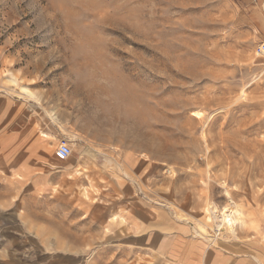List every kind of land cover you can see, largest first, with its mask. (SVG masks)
<instances>
[{
	"label": "rangeland",
	"instance_id": "rangeland-1",
	"mask_svg": "<svg viewBox=\"0 0 264 264\" xmlns=\"http://www.w3.org/2000/svg\"><path fill=\"white\" fill-rule=\"evenodd\" d=\"M263 41L264 0H0V264H264Z\"/></svg>",
	"mask_w": 264,
	"mask_h": 264
},
{
	"label": "bare ground",
	"instance_id": "bare-ground-1",
	"mask_svg": "<svg viewBox=\"0 0 264 264\" xmlns=\"http://www.w3.org/2000/svg\"><path fill=\"white\" fill-rule=\"evenodd\" d=\"M24 127V126H23ZM16 138H18V142L16 144V152L15 153H8L9 155H4L2 158L6 159L5 156H11L9 158V160L7 161V165H9L10 167H14L16 165H18L20 162L30 158V155H28L26 153V149L29 146V142L31 141V139L28 138V127H24L22 128V130H20L19 133H17L15 135ZM8 158V157H7ZM68 159V157L66 158ZM215 209V208H213ZM212 214H210V218L213 219H217L214 224V226L217 229H221L222 225L224 223H228L229 226V231L231 233H234V224H238V222H240L241 225L245 224L246 222V218L240 213L239 209H235L231 206V214H225L223 213H219L215 210H211ZM237 211V212H236ZM215 219H213V221H215Z\"/></svg>",
	"mask_w": 264,
	"mask_h": 264
},
{
	"label": "built area",
	"instance_id": "built-area-1",
	"mask_svg": "<svg viewBox=\"0 0 264 264\" xmlns=\"http://www.w3.org/2000/svg\"><path fill=\"white\" fill-rule=\"evenodd\" d=\"M257 53L264 55V41L257 46ZM71 153V148L66 142H61L55 150V156L59 160H65Z\"/></svg>",
	"mask_w": 264,
	"mask_h": 264
},
{
	"label": "crops",
	"instance_id": "crops-1",
	"mask_svg": "<svg viewBox=\"0 0 264 264\" xmlns=\"http://www.w3.org/2000/svg\"><path fill=\"white\" fill-rule=\"evenodd\" d=\"M230 250H240L239 248H236V247H234V248H231ZM231 259L230 258H228L227 256H226V258H225V264H233V261L230 263L229 261H230Z\"/></svg>",
	"mask_w": 264,
	"mask_h": 264
}]
</instances>
